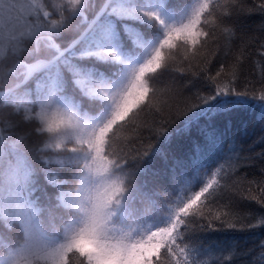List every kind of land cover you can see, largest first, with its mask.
I'll return each mask as SVG.
<instances>
[{"label":"snow or ice","instance_id":"6c2138e0","mask_svg":"<svg viewBox=\"0 0 264 264\" xmlns=\"http://www.w3.org/2000/svg\"><path fill=\"white\" fill-rule=\"evenodd\" d=\"M238 4L0 0V86L9 85L0 90V222L17 228L13 239L0 236V264H208L200 256L208 250L190 242L196 233L264 228V213L239 216L226 195L230 177L217 166L226 144L229 153L237 149L229 139L234 114L258 111L264 122V64L258 90L249 91L247 77L236 87L243 59L233 57L227 23ZM73 28L75 38L62 46ZM177 72L202 80L207 94L198 90L168 131L171 121L158 124L156 114ZM141 114L153 116L147 138ZM174 136L190 145L182 157L152 142L171 144ZM155 156L165 168L153 178L174 196L163 208L157 197L167 189L137 175H147L140 162ZM53 166L70 170L71 181ZM41 175L56 190L43 200ZM250 183L262 195L248 199L264 209V179Z\"/></svg>","mask_w":264,"mask_h":264},{"label":"trees","instance_id":"16d2710c","mask_svg":"<svg viewBox=\"0 0 264 264\" xmlns=\"http://www.w3.org/2000/svg\"><path fill=\"white\" fill-rule=\"evenodd\" d=\"M227 26L234 32L233 57L242 52L244 72L239 82L236 83V87L238 90H242L246 83L245 77H247L252 80V83L248 85L249 91L253 88L258 90L261 87L259 65L264 64V0H239L234 13L228 19ZM75 36L76 32L73 28V30L66 31L58 42L64 46ZM219 43L223 48L224 40L221 39ZM229 62H232L231 57ZM218 68L219 62L214 61L212 65L213 75ZM175 75L178 78L173 88L165 91L159 97V103L163 111L156 114L158 124L171 121V123H167L168 131L177 128L184 118V114L188 112L189 106L197 102L194 99V94L198 90L201 95L207 94L204 82L196 80L191 73L180 76L177 72ZM220 79L223 81L227 77L222 75ZM190 81L192 83H189ZM6 86L8 85L0 86V88ZM160 87L163 88L162 85ZM190 97L192 99H189ZM185 101H188V103H185ZM258 114V111L255 113L241 111L233 115V132L230 134L229 139L234 136L237 149L235 152L229 153L226 144L225 153L218 159L217 164V166L219 164L224 165L221 176L227 175L230 177L226 195L235 203V210L241 218L247 217L253 212L257 214L264 213V209H261L254 200L248 199L251 196L260 197L262 195L259 187L250 183V181L264 179V174L261 173V169H264V158L260 156L261 153H264V144L256 143L260 136H264V122H257L256 116ZM140 119L146 122L141 131H143L144 137L147 138L149 133L146 129L148 125H152L153 116L151 114H141ZM122 135L126 136L130 133L125 132ZM37 142L38 138L33 136L29 141V145L31 146ZM152 142L170 153H175L178 157H182L190 147L187 140L175 136L171 144L164 143L163 138L155 137ZM148 160H151V163ZM140 166L148 168L149 171L147 175L138 173V181L147 180L149 181V187L167 189L166 192L161 190L157 197V205L163 208L167 200L174 199V196L171 188L167 187L166 182L163 179L154 180L152 173L157 170L163 171L165 165L159 156H155L140 162ZM53 171L57 172L61 179L71 181L70 170L53 166ZM39 185L44 191H38L37 196H40L42 200L45 191L49 196H53L56 191L47 185L42 175L39 177ZM137 206L140 207V205ZM16 233L17 228L15 226L9 229L4 222H0V236L13 239ZM196 236L200 239H193L190 242L194 247L199 248L202 245L203 249L208 250L200 253L201 259L208 261V264H264V260L260 259L261 253L264 252V249L261 248V245L264 244V228L222 229L220 231L198 232ZM209 246H211L210 250ZM230 249H234L237 254L232 256Z\"/></svg>","mask_w":264,"mask_h":264},{"label":"water","instance_id":"95a60500","mask_svg":"<svg viewBox=\"0 0 264 264\" xmlns=\"http://www.w3.org/2000/svg\"><path fill=\"white\" fill-rule=\"evenodd\" d=\"M72 40H73V39H72ZM72 40H71V41H72ZM71 41H70V42H71ZM70 42H68L65 46H67ZM4 90H6V88H5Z\"/></svg>","mask_w":264,"mask_h":264},{"label":"rangeland","instance_id":"374dc122","mask_svg":"<svg viewBox=\"0 0 264 264\" xmlns=\"http://www.w3.org/2000/svg\"><path fill=\"white\" fill-rule=\"evenodd\" d=\"M36 195H37V193H36Z\"/></svg>","mask_w":264,"mask_h":264}]
</instances>
